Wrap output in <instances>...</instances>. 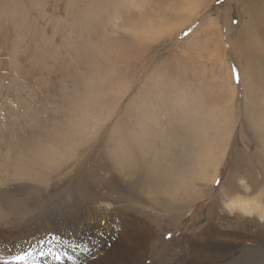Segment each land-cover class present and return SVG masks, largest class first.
Segmentation results:
<instances>
[{
	"label": "rangeland",
	"instance_id": "374dc122",
	"mask_svg": "<svg viewBox=\"0 0 264 264\" xmlns=\"http://www.w3.org/2000/svg\"><path fill=\"white\" fill-rule=\"evenodd\" d=\"M0 122V264H264V0H0Z\"/></svg>",
	"mask_w": 264,
	"mask_h": 264
},
{
	"label": "bare ground",
	"instance_id": "6f19581e",
	"mask_svg": "<svg viewBox=\"0 0 264 264\" xmlns=\"http://www.w3.org/2000/svg\"><path fill=\"white\" fill-rule=\"evenodd\" d=\"M263 13V12H262ZM1 123V122H0ZM205 142V141H204ZM208 142V141H207ZM210 142V141H209ZM208 142V143H209ZM211 143V142H210ZM214 144V143H213ZM36 145V144H35ZM178 145V148H180L181 150H182V148H181V146L179 145V143L177 144ZM176 144H175V146H177ZM197 145V144H196ZM208 145V144H207ZM207 145L205 146V147H207ZM41 146V145H40ZM217 146V145H216ZM201 147V146H200ZM203 147V146H202ZM209 147V146H208ZM215 147V146H214ZM213 147V148H214ZM177 148V149H178ZM185 147H183V149H184ZM186 149V148H185ZM198 149V148H197ZM196 149V150H197ZM203 150H202V152L204 151V148H202ZM215 149V148H214ZM179 150V149H178ZM180 150V151H181ZM211 151H212V148H208L207 150H206V153H207V158H205L206 160L207 159H209V157H211L212 158V154H210L211 153ZM156 153V152H155ZM205 153V154H206ZM214 153V152H213ZM198 154V153H197ZM210 154V155H209ZM148 155V154H147ZM179 155H181V154H179ZM214 155V154H213ZM164 156V155H163ZM201 156V155H200ZM147 157V156H146ZM206 157V156H205ZM16 158V157H15ZM164 158H166V157H164ZM170 158H172V157H170ZM200 158V157H199ZM199 158H198V160H199ZM28 159V158H27ZM162 159V158H161ZM192 159V158H191ZM29 160V159H28ZM170 161H167L166 159H165V164L167 163V165L165 166V167H167V168H165V167H162V170L163 171H161V170H157V168H156V166H154V167H152L153 169L151 170V174L150 173H146V177H144L143 179H146V181H144V182H147L146 184H148V187H146L145 189H144V191L146 192L147 191V193H152V194H154V195H158V194H162V195H164V196H166V197H168L170 200H172V201H175V200H177L178 199V202H179V200L180 201H183V198H182V196H187V194H186V192L187 191H189L190 189H187L186 188V185H189V186H191V185H194L195 184V182H194V179L192 178H190L189 179V181H188V178H189V174H188V176H186L187 177V181L185 182L183 179H184V177H185V175H184V172H183V169H181L183 166H181V163L180 162H177V164L178 165H176L175 164V162H171L172 160H173V158L172 159H169ZM196 160H197V157H196ZM202 160H204V158L202 159ZM212 160V159H211ZM126 161H128V160H126ZM125 161V162H126ZM142 161V160H141ZM180 161V160H179ZM213 161V160H212ZM211 161V162H212ZM218 161V160H217ZM131 161H128V162H126V164H124V168H122L121 170H119L120 172H121V174L123 175V176H133L134 174L135 175H138L139 174V170H144L145 171V168L144 167H137L136 165L135 166H133L131 163H130ZM161 162H162V160H161ZM203 162V161H202ZM207 162H208V160H207ZM155 163V162H154ZM153 163V164H154ZM157 163V162H156ZM199 164V163H198ZM201 164H204L203 166H205V167H202L201 168V174H203V176H205L206 177V175H205V173H207L206 171H207V169H206V167H208V166H206L205 165V163H201ZM128 165H132V167H129ZM211 165V164H210ZM39 166V165H38ZM161 166V165H160ZM164 166V165H163ZM181 166V167H180ZM196 167H198L199 168V165H195ZM201 166V165H200ZM214 166H216V165H214ZM120 167H122V166H120ZM119 167V168H120ZM146 167V166H145ZM14 168V167H13ZM137 168H140V169H137ZM147 168V167H146ZM200 169V168H199ZM198 169V170H199ZM17 170V169H16ZM0 172H2V176L0 175V182H2V183H4L6 180H7V178H4V176H5V170H2V166H0ZM199 172V171H198ZM120 175V174H119ZM122 175H121V177H122ZM187 175V174H186ZM192 175V174H191ZM197 175V174H196ZM199 175V174H198ZM192 176H194V175H192ZM11 177V176H10ZM14 177V176H13ZM127 179H130V178H127ZM203 179H204V177H203ZM211 179V178H210ZM183 181L185 182V183H183ZM1 183V184H2ZM1 191V190H0ZM5 191V190H4ZM114 192H116V191H114ZM1 193H2V191L0 192V195H1ZM116 193H118V192H116ZM4 195V194H3ZM236 201H238V199H235ZM3 203V202H2ZM1 205V204H0ZM163 206L165 207V208H167L166 210H164L165 212H168V211H172L173 209L172 208H175V207H178L179 206V208H181V206L180 205H178V204H175L174 202H169L168 200L167 201H164L163 202ZM226 206V205H225ZM2 207H3V205H2ZM7 207H8V205H7ZM239 209H240V211H242L243 213H256L258 216H259V220H264V209H262V211L260 210V208L258 207V204H257V202L253 199V200H251L250 202H247V203H242L239 207H238ZM0 209H3V208H0ZM7 209V208H6ZM176 209V208H175ZM5 210V209H4ZM8 210H9V208H8ZM1 211V210H0ZM88 226V228L90 229V224L89 225H87ZM209 227V226H208ZM87 228V229H88ZM153 229H155V227L153 228H151L148 232H152L153 233ZM210 230L211 231H213V229L212 228H209V231H205V234L206 235H208L209 234V232H210ZM204 231V230H203ZM108 233H105V234H111L112 235V237H114V238H117V242L120 244V245H123V246H125L126 247V250L127 251H130V250H133V249H136V248H139V247H144V244L146 243V239H148V235H147V233H142V232H139V231H136L135 229H133V228H130L127 232H122V233H117V232H115V231H113V230H108L107 231ZM210 235L212 236V232H210ZM1 237H3V236H1L0 235V255L1 254H5L6 253V249H7V247H9V246H7L6 245V243L7 242H5V241H7V240H2L1 239ZM108 237V236H107ZM13 241V240H12ZM56 243V242H55ZM96 244H91V245H89V244H87V243H85V245H84V243H82V246L83 247H81L80 249H79V251H80V253H79V255L78 256H76L77 258H76V260L75 261H73L71 264H81V261H85V260H89L90 259V257H91V247H93V246H95ZM105 248V247H104ZM9 249L11 250V249H13L14 251H15V253H13L12 255L13 256H15V257H17L19 254L20 255H22L23 253H24V248H23V243H18V242H16V243H13L12 244V247H9ZM200 250V249H199ZM224 251V250H223ZM106 253V252H105ZM9 255V254H8ZM70 257V256H69ZM104 257V256H103ZM66 260V259H65ZM102 260H103V258H102ZM2 262H6L5 260L3 261V260H1V258H0V263H2ZM8 262V261H7ZM50 262H52V261H50ZM15 263H17V262H15ZM57 263V262H56ZM110 263V262H109ZM5 264V263H4ZM6 264H12V263H6ZM107 264H108V262H107ZM111 264V263H110Z\"/></svg>",
	"mask_w": 264,
	"mask_h": 264
},
{
	"label": "snow or ice",
	"instance_id": "6c2138e0",
	"mask_svg": "<svg viewBox=\"0 0 264 264\" xmlns=\"http://www.w3.org/2000/svg\"><path fill=\"white\" fill-rule=\"evenodd\" d=\"M16 259H23V257H16Z\"/></svg>",
	"mask_w": 264,
	"mask_h": 264
}]
</instances>
